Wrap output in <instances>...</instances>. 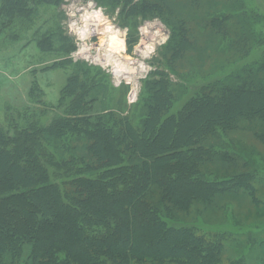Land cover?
<instances>
[{
    "label": "trees",
    "instance_id": "1",
    "mask_svg": "<svg viewBox=\"0 0 264 264\" xmlns=\"http://www.w3.org/2000/svg\"><path fill=\"white\" fill-rule=\"evenodd\" d=\"M32 3L0 0V16L31 22ZM190 7L184 0L132 6L172 29L173 43L164 48L171 63L191 47L193 30L220 40L224 56L238 57L259 41L253 23L233 24L242 17L228 2L208 16L198 1ZM242 69L176 112L184 91L166 79L146 84L142 110L131 117L86 115L71 105L75 113L44 125L42 111L2 103L0 264H252L262 256V234L253 233L261 228L243 226L237 210L264 208L256 196L264 188V62ZM5 89L19 92L0 73V95ZM244 127L257 145L235 139Z\"/></svg>",
    "mask_w": 264,
    "mask_h": 264
},
{
    "label": "rangeland",
    "instance_id": "2",
    "mask_svg": "<svg viewBox=\"0 0 264 264\" xmlns=\"http://www.w3.org/2000/svg\"><path fill=\"white\" fill-rule=\"evenodd\" d=\"M42 1L35 0L38 6L31 22L21 23L13 18L9 21L0 16V73L19 89V92L10 89V94L2 90L0 107L3 109L2 103L6 102V106L42 111L41 124L44 125H51L57 117L65 118L67 113H75L74 107L86 115L114 112L131 117L133 112L142 110L139 104L142 97L147 98L144 92L149 86L146 84L150 83L151 87L163 79L172 83L175 91L180 88L185 92L173 109L176 112L203 87L220 79L225 81L241 68L247 70L264 62V0H219L218 7L209 5V0H195L200 3L204 16L215 8L222 9L228 2V10L242 17L232 19L233 24H242V20L253 23L260 38L247 44L246 51L238 57L224 56L216 50L220 40L209 38L207 41L204 35L193 30L191 47L175 63L165 59L164 51L173 43L170 41L172 29L161 19L137 15L139 9L132 6L140 0L132 5L123 0L117 5L110 0H59L56 6L41 5ZM184 1L191 13L190 5L194 0ZM187 11L184 8L183 13ZM91 12H98L106 27L113 28V36L122 43L120 50L101 47L104 34L97 32L89 36V31L84 30L82 21ZM233 24L228 23V27ZM109 39L107 37V43ZM128 67L139 70L128 75L125 74ZM261 78L264 79V73ZM80 87L82 90L78 89ZM76 95L83 98V106L74 103ZM234 135L245 148L257 145L245 127ZM256 196L264 202V188ZM244 207L239 206L237 217L245 220V227L261 228L263 233L261 230L253 233L262 234L261 243H264V208L251 206L246 211ZM263 259L264 254L254 256L252 264H264Z\"/></svg>",
    "mask_w": 264,
    "mask_h": 264
},
{
    "label": "bare ground",
    "instance_id": "3",
    "mask_svg": "<svg viewBox=\"0 0 264 264\" xmlns=\"http://www.w3.org/2000/svg\"><path fill=\"white\" fill-rule=\"evenodd\" d=\"M82 24L84 25V30L89 31V36H94L97 32L104 34L103 40L101 42V47L106 46H112L114 50H120V45L122 46V43L116 39L113 34V28L109 27L104 23L102 17L99 15L98 12H91L86 14V19L82 21ZM107 37H109V42L107 43ZM106 42V44H104ZM135 70H139L138 67L127 68V71H125V74L133 75L135 74ZM121 72V71H120ZM134 72V73H132ZM132 76H130L131 78Z\"/></svg>",
    "mask_w": 264,
    "mask_h": 264
},
{
    "label": "water",
    "instance_id": "4",
    "mask_svg": "<svg viewBox=\"0 0 264 264\" xmlns=\"http://www.w3.org/2000/svg\"><path fill=\"white\" fill-rule=\"evenodd\" d=\"M132 73H134V72H132Z\"/></svg>",
    "mask_w": 264,
    "mask_h": 264
}]
</instances>
